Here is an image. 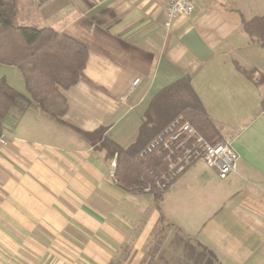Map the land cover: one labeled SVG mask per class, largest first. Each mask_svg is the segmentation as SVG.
Masks as SVG:
<instances>
[{
  "label": "crops",
  "instance_id": "crops-1",
  "mask_svg": "<svg viewBox=\"0 0 264 264\" xmlns=\"http://www.w3.org/2000/svg\"><path fill=\"white\" fill-rule=\"evenodd\" d=\"M168 26L159 0H18L87 47L79 80L53 117L31 102L4 129L0 150V264H146L184 260L180 233L219 264H264V46L242 19L264 0H192ZM43 8V9H42ZM253 70L252 79L243 71ZM188 75L238 154L226 178L184 170L155 202L121 188L113 160L71 128L125 147L151 97ZM138 77L135 85L131 81ZM28 96L27 91L20 92Z\"/></svg>",
  "mask_w": 264,
  "mask_h": 264
},
{
  "label": "trees",
  "instance_id": "trees-1",
  "mask_svg": "<svg viewBox=\"0 0 264 264\" xmlns=\"http://www.w3.org/2000/svg\"><path fill=\"white\" fill-rule=\"evenodd\" d=\"M241 25L251 42L264 46V15L242 19ZM88 57L87 47L75 38L51 26L24 24L19 19L18 0H0V63L15 66L23 79L28 96H24L0 76V133L8 123H15L31 104L59 118L67 104L62 91L80 78ZM250 79L253 70L239 67ZM177 115H183L208 141L221 139L219 130L193 90L190 78L184 75L157 91L147 104L135 139L123 147L105 135L106 127L93 131L73 130L90 145L104 151L114 160L113 178L127 191L149 192L158 202L173 183H163L167 163L155 153H141L146 143ZM181 248L184 260L173 264H219L217 256L199 242L180 233L173 239ZM146 264H170L148 262Z\"/></svg>",
  "mask_w": 264,
  "mask_h": 264
},
{
  "label": "built area",
  "instance_id": "built-area-1",
  "mask_svg": "<svg viewBox=\"0 0 264 264\" xmlns=\"http://www.w3.org/2000/svg\"><path fill=\"white\" fill-rule=\"evenodd\" d=\"M164 4L166 21L170 22L178 15H189L193 11L192 0H159ZM136 77L131 81L135 86ZM9 138L4 131L0 133V150L8 144ZM141 153L158 154L167 163L168 172L159 187H166L184 170L197 162H203L221 179L236 170L238 154L227 140L214 143L208 141L183 115H177L161 131L153 136L142 148ZM115 165V161H112Z\"/></svg>",
  "mask_w": 264,
  "mask_h": 264
},
{
  "label": "rangeland",
  "instance_id": "rangeland-1",
  "mask_svg": "<svg viewBox=\"0 0 264 264\" xmlns=\"http://www.w3.org/2000/svg\"><path fill=\"white\" fill-rule=\"evenodd\" d=\"M42 6V5H41ZM41 6H31V5H19V19L24 24H32L35 23L39 26L40 21V14L41 13ZM43 9V8H42ZM0 76L6 78L7 82L13 86L17 91L23 92L24 91V83L22 76L19 70L12 65L2 64L0 63ZM4 131V130H3ZM199 170L211 171L203 162L196 165ZM170 262V264H173Z\"/></svg>",
  "mask_w": 264,
  "mask_h": 264
}]
</instances>
